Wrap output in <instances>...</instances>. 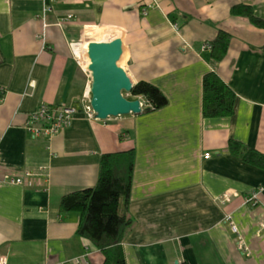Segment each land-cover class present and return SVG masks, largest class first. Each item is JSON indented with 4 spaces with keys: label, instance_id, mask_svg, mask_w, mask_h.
<instances>
[{
    "label": "crops",
    "instance_id": "1",
    "mask_svg": "<svg viewBox=\"0 0 264 264\" xmlns=\"http://www.w3.org/2000/svg\"><path fill=\"white\" fill-rule=\"evenodd\" d=\"M240 4L264 20V0H0V260L102 264L76 234L78 214L62 213L60 201L96 185L101 155L133 149L126 264H264V170L227 150L235 140L264 154V28L232 16ZM103 28L98 42L118 35L132 84L155 86L166 106L104 122L78 113L51 139L32 137L25 124L41 104L79 109L90 95V73L68 44ZM218 31L230 43L214 62L202 46ZM208 72L235 95L229 118L202 117ZM24 172L32 178L8 181ZM258 190L259 204L245 205Z\"/></svg>",
    "mask_w": 264,
    "mask_h": 264
},
{
    "label": "trees",
    "instance_id": "2",
    "mask_svg": "<svg viewBox=\"0 0 264 264\" xmlns=\"http://www.w3.org/2000/svg\"><path fill=\"white\" fill-rule=\"evenodd\" d=\"M235 17L245 18L256 28H264V20L256 16L254 9L248 5H235L230 9ZM230 35L218 31L208 44L210 57L220 62L227 54ZM264 53V46L261 48ZM201 114L204 119L229 118L234 113L235 95L213 72L202 78ZM129 98H141L149 111L163 108L166 97L158 88L147 83H136ZM228 153L240 162L264 170V154L230 140ZM134 150L103 154L99 160V173L93 188L74 192L62 197L60 211L75 212L79 216L76 234L88 240L103 256L102 264H126L122 243L133 221L127 213Z\"/></svg>",
    "mask_w": 264,
    "mask_h": 264
},
{
    "label": "water",
    "instance_id": "3",
    "mask_svg": "<svg viewBox=\"0 0 264 264\" xmlns=\"http://www.w3.org/2000/svg\"><path fill=\"white\" fill-rule=\"evenodd\" d=\"M122 51L123 43L118 35L102 42L90 41L87 45L90 107L99 121L145 111L140 99L130 100L125 96L131 93L134 84L117 63Z\"/></svg>",
    "mask_w": 264,
    "mask_h": 264
},
{
    "label": "built area",
    "instance_id": "4",
    "mask_svg": "<svg viewBox=\"0 0 264 264\" xmlns=\"http://www.w3.org/2000/svg\"><path fill=\"white\" fill-rule=\"evenodd\" d=\"M51 1L53 2L54 0ZM50 12L51 7L49 5H44L40 16L44 29L47 27V24L45 23L46 15ZM173 28L176 29V26L174 25ZM89 42L90 41L81 40L68 44L72 60L83 70V72L87 73H89L87 69L89 64V60L87 57V45ZM202 49H210L209 44H204L202 46ZM145 104L146 103L144 101H141V108L143 110L146 108ZM78 113L83 114L84 118L88 121H99L98 119H96L95 113L90 107V95L88 93H85L80 100L79 109L71 106H50L41 104L36 110L28 115L27 122L25 124V130L34 138L43 137L49 140L68 128L72 124L75 116ZM206 157L208 158L209 156L207 155ZM31 178L32 175L29 172H24L23 177L8 179V181L13 184L20 185L24 183V180H29ZM260 191L261 190H258L252 193L247 198H243V203L252 207L258 205V195ZM228 200L229 199L225 197V201ZM225 222L229 223L232 232L238 235L236 226L231 223L230 214L225 216ZM261 229H264V226H262ZM238 250L242 254H245L247 252V248L243 244V241L241 239L238 240ZM0 264H6V261L0 260Z\"/></svg>",
    "mask_w": 264,
    "mask_h": 264
},
{
    "label": "rangeland",
    "instance_id": "5",
    "mask_svg": "<svg viewBox=\"0 0 264 264\" xmlns=\"http://www.w3.org/2000/svg\"><path fill=\"white\" fill-rule=\"evenodd\" d=\"M88 30H89V33L85 34V36H83V41H95V42H97L101 39H104L103 34H106L107 31L109 32V30H104V28L101 29V32L100 31L94 32L93 29H88ZM114 36H117V35H114ZM103 41H105V40H103ZM119 66L120 67L123 66V60ZM125 96L127 97V99H131V98H129L128 95H125Z\"/></svg>",
    "mask_w": 264,
    "mask_h": 264
},
{
    "label": "bare ground",
    "instance_id": "6",
    "mask_svg": "<svg viewBox=\"0 0 264 264\" xmlns=\"http://www.w3.org/2000/svg\"><path fill=\"white\" fill-rule=\"evenodd\" d=\"M122 60H123V51H122V53H121V56H120V58H119V60H118V65H120V63L122 62ZM104 122V121H103Z\"/></svg>",
    "mask_w": 264,
    "mask_h": 264
}]
</instances>
